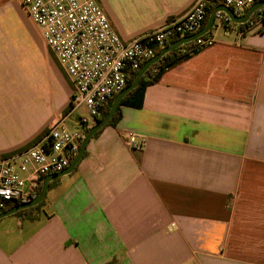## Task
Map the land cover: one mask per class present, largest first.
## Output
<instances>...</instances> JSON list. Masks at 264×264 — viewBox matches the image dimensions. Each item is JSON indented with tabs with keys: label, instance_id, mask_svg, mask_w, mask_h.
<instances>
[{
	"label": "crops",
	"instance_id": "0c3cea01",
	"mask_svg": "<svg viewBox=\"0 0 264 264\" xmlns=\"http://www.w3.org/2000/svg\"><path fill=\"white\" fill-rule=\"evenodd\" d=\"M193 1L96 0L124 40ZM214 23L212 43L120 105L37 208L0 218V264H264V28ZM71 92L20 0H0V156L59 119L81 129Z\"/></svg>",
	"mask_w": 264,
	"mask_h": 264
},
{
	"label": "built area",
	"instance_id": "2783aa9c",
	"mask_svg": "<svg viewBox=\"0 0 264 264\" xmlns=\"http://www.w3.org/2000/svg\"><path fill=\"white\" fill-rule=\"evenodd\" d=\"M207 0H194L181 16L170 17L159 27L132 39H122L110 26L96 0H20L58 65L69 79L72 109L84 107L81 129L68 128L61 119L28 147L0 156V210L6 203H21L36 194L39 179L69 165L84 136L90 119L99 118L105 103L126 85L130 72L172 39L196 32L206 14ZM235 15L243 14L260 0H215ZM214 26L229 29L234 22L223 12L214 16ZM247 28L263 27L264 8L245 21ZM240 33L242 31H239ZM211 36H199L194 47L212 43ZM126 144L136 150L144 139L125 133Z\"/></svg>",
	"mask_w": 264,
	"mask_h": 264
},
{
	"label": "water",
	"instance_id": "95a60500",
	"mask_svg": "<svg viewBox=\"0 0 264 264\" xmlns=\"http://www.w3.org/2000/svg\"><path fill=\"white\" fill-rule=\"evenodd\" d=\"M261 7H264V0L256 1L247 9V11L243 15L237 16V15H235V13L233 12V10L231 8H229L226 5L221 4L208 15L206 23L202 27V29H200L199 31L194 32L192 34L184 35L182 37H179L178 39L170 41L169 43L164 45L156 54H154L153 56H151L150 58L145 60L142 63L139 70L137 71V74H136L135 78L133 79V81L129 85L122 88L114 96L108 111L102 117H99L98 119H96L95 123L87 130V132L85 133L84 137L81 140V143H80V146H79L77 153L74 155V157L70 161L69 165L66 167V170L45 175L42 179L41 187H40V190L38 193L30 195L25 201H23L21 203H17L16 205L10 207L9 209H7L5 211H1L0 212V218L7 216L9 214L15 213L18 210L25 209V208L32 207L34 205L39 204L43 200V198L46 194L49 181L53 178H56V177H58L64 173H66V172L71 171L76 166V164L78 163V161L80 160V158L82 157V155L84 153L86 144L88 143L89 139L91 137H93V135L97 132V130H99L100 128L105 126V124L108 122V120L115 113L116 109L119 107V104H120L122 98L139 84V82H140L144 72L146 71V69L152 63L158 61L168 51L173 50L175 48H178L183 43L194 40L197 37L201 36L202 34L206 33L210 29V27L212 26L216 11H218V10L222 11L233 22L243 23V22L247 21V19L252 15L253 12L260 9Z\"/></svg>",
	"mask_w": 264,
	"mask_h": 264
},
{
	"label": "trees",
	"instance_id": "16d2710c",
	"mask_svg": "<svg viewBox=\"0 0 264 264\" xmlns=\"http://www.w3.org/2000/svg\"><path fill=\"white\" fill-rule=\"evenodd\" d=\"M210 11H211L210 9L206 10V14H205V17H204V19L202 21V25L205 24ZM262 28H264V24H263ZM262 28H261V30H262ZM178 38L179 37H176V38H174L172 40H175V39H178ZM199 49H201V48L194 47V41H190V42H188L186 44V49L184 51H181V47H178V48H175V49L170 50L167 53H165L158 61L152 63L146 69V71L144 72L139 84L134 89H132L130 92H128L122 98L119 106L123 105V104H131V105H135V106H140L142 104L143 92H144L146 86L156 82L158 80V78L160 77V75L162 74V72H164L166 69L171 68L174 65H176L177 63H179L180 61L188 58L190 55L194 54ZM159 50L160 49H156L154 54H156ZM138 70H136L135 72H130V73L127 74L126 85L125 86L129 85L133 81V79L135 78ZM113 98L108 100L105 103V105L102 107L99 117H102L108 111ZM134 99H135V101H134ZM70 109H72V107L69 104V106L66 109V111L70 110ZM119 117H120V110H119V107H118L116 109L115 113L113 114V116L108 120V122L105 125H113L114 126L116 124V122L118 121ZM88 129L89 128L84 129L83 134H85ZM101 129L102 128L97 130V132L93 135V137L97 136L100 133ZM41 182H42V179H39L38 185H37L36 191H35L36 193H38L39 190H40ZM41 203H42V201L39 204H41ZM16 204L17 203H6L3 206V208L0 210V212L1 211H5V210L9 209L10 207H12V206H14ZM39 204L34 205L32 207H28V208H25V209L18 210L15 213L19 214V213H23V212H27V211L33 210V209L37 208L39 206Z\"/></svg>",
	"mask_w": 264,
	"mask_h": 264
},
{
	"label": "rangeland",
	"instance_id": "374dc122",
	"mask_svg": "<svg viewBox=\"0 0 264 264\" xmlns=\"http://www.w3.org/2000/svg\"><path fill=\"white\" fill-rule=\"evenodd\" d=\"M222 28H216V30H215V32L216 33H218V34H220V33H222ZM80 113H83L84 115L86 114V110H85V108L84 107H80V108H78V109H75L74 111H73V115H78V114H80ZM68 124V123H67ZM69 125H70V123H69ZM71 129V128H70Z\"/></svg>",
	"mask_w": 264,
	"mask_h": 264
}]
</instances>
